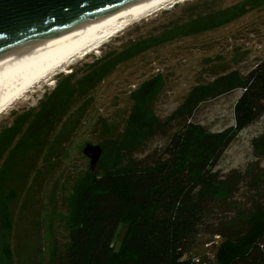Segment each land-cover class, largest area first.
Wrapping results in <instances>:
<instances>
[{
  "label": "trees",
  "instance_id": "16d2710c",
  "mask_svg": "<svg viewBox=\"0 0 264 264\" xmlns=\"http://www.w3.org/2000/svg\"><path fill=\"white\" fill-rule=\"evenodd\" d=\"M261 6H264V0H249L219 12L201 13L165 28V32L140 39L119 53L109 51L107 62L93 63L89 73L76 80L73 86L69 83L73 75L59 80L46 97V102L28 122L30 115L26 114L1 131L0 158L9 147L12 148L3 162L0 181V264H11L12 261L4 235L11 229V221L1 206L3 201L15 197L12 198V189L8 194L3 192L7 181L5 176L7 178L20 168L29 172L37 160L51 156L48 136L56 133L51 144L54 145L82 114L85 103L76 107V98L88 95L118 65L165 40L221 28ZM231 77L226 90L242 91L233 106L234 125L214 133L188 120L180 122L162 154L149 167L131 166L133 162L129 154L155 130V126L162 129L167 122L159 124L154 116L145 113V107L140 104L147 103V83L133 92L137 100L146 99L133 106V112L142 108L145 114L140 113L143 116L139 121L135 113L131 114L126 134L119 144L111 149L103 145L95 172H91L88 165L73 180L65 198L63 226L66 241L58 256L60 264H188L184 255L193 249L199 236L207 234L220 236L215 249V264H264L263 204L257 201L245 208L229 202L234 184L230 178H219L214 172L223 152L238 133L264 115V61L243 78L234 74ZM154 81L159 82L157 79ZM208 87H203L208 91L202 92L204 98L220 94L215 89L209 91ZM72 107H76L75 111L63 119L65 111ZM181 115V112L173 113L170 121L178 122ZM154 123V127L151 126ZM57 126L59 128L55 131ZM17 136L21 138L17 139ZM14 139L17 140L13 144ZM256 148L264 152V134L256 142ZM32 149L36 150L35 159L33 154L30 155ZM43 149L48 151L44 153ZM16 177L19 174L10 181H15ZM263 182L264 172L255 173L250 187L258 189ZM219 202H226L224 213L232 210L233 214L243 218L217 219L215 227H210L211 208ZM55 257L56 254L52 253L51 258ZM22 264L36 263L24 260Z\"/></svg>",
  "mask_w": 264,
  "mask_h": 264
},
{
  "label": "rangeland",
  "instance_id": "374dc122",
  "mask_svg": "<svg viewBox=\"0 0 264 264\" xmlns=\"http://www.w3.org/2000/svg\"><path fill=\"white\" fill-rule=\"evenodd\" d=\"M242 1L249 2L185 0L141 18L106 41L97 54L75 60L65 66L67 73L55 72L17 100L0 115V132L26 114L30 115L28 122L41 104L46 102V97L56 88L59 80L73 75L69 80L73 86L76 80L89 73L93 63L107 62L109 51L119 53L128 45L165 32V28L180 24L190 17L205 12H219ZM263 61L264 6H261L221 28L165 40L159 46L118 65L88 95L76 98V107L85 103L82 114L77 123L68 128L54 145L51 144L55 141L53 137L56 133L48 136L51 144L47 143V146L52 149L51 156L37 160L29 172L20 168L7 178L5 176L7 181L3 185V192L8 194L12 189V198L15 197L3 201L1 206L11 221L10 231L4 233L11 251V264H22L24 260L36 264H60L58 256L66 241L63 226L65 198L68 197L73 180L88 168L89 160L82 154L86 144L99 147L104 145L109 149L116 147L126 134V124L131 114L135 113L139 121L142 114L148 113L159 124H167L162 129L158 125L154 127L156 123L152 124L155 130L142 139L136 150L128 154L133 162L131 166H152L180 122L188 120L214 133L233 126V106L242 91L226 90L232 80L231 76L234 74L243 78ZM144 83L148 84V91L145 92L148 94L147 103L140 104L145 107V113H142V108L133 112V106L146 100H137L132 95ZM157 84L159 86L156 88ZM207 85L209 91L215 89L220 94L204 98L203 94L208 91L203 87ZM76 107L65 111L63 119L75 111ZM177 112L182 113L179 121H170L172 114ZM263 134L264 115L238 133L214 168L219 178L228 177L233 182L234 191L228 201L238 206L247 208L257 201L264 206V182L258 189L250 187L253 174L264 172V152L256 148V142ZM17 139H14L13 144ZM11 148L0 158V181L3 178V162ZM35 152V149L31 150L33 158ZM127 163L129 165L128 157ZM17 174L19 177L10 181ZM226 210V202H219L211 208L210 227H215L217 219L243 218L233 214L232 210L224 213ZM211 238L210 234L199 236L193 250L198 251ZM211 251L215 249L211 248ZM52 253L56 254L54 259L51 258Z\"/></svg>",
  "mask_w": 264,
  "mask_h": 264
},
{
  "label": "bare ground",
  "instance_id": "6f19581e",
  "mask_svg": "<svg viewBox=\"0 0 264 264\" xmlns=\"http://www.w3.org/2000/svg\"><path fill=\"white\" fill-rule=\"evenodd\" d=\"M185 0H145L67 32L20 44L0 56V115L36 85L77 59L97 54L132 23Z\"/></svg>",
  "mask_w": 264,
  "mask_h": 264
},
{
  "label": "water",
  "instance_id": "95a60500",
  "mask_svg": "<svg viewBox=\"0 0 264 264\" xmlns=\"http://www.w3.org/2000/svg\"><path fill=\"white\" fill-rule=\"evenodd\" d=\"M145 0H0V56L20 44L67 32ZM102 149L86 144L82 154L95 172Z\"/></svg>",
  "mask_w": 264,
  "mask_h": 264
},
{
  "label": "built area",
  "instance_id": "2783aa9c",
  "mask_svg": "<svg viewBox=\"0 0 264 264\" xmlns=\"http://www.w3.org/2000/svg\"><path fill=\"white\" fill-rule=\"evenodd\" d=\"M220 242V236L214 235L210 240L205 241L198 251L191 249L184 257L188 260V264H215V251Z\"/></svg>",
  "mask_w": 264,
  "mask_h": 264
}]
</instances>
